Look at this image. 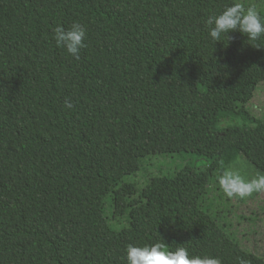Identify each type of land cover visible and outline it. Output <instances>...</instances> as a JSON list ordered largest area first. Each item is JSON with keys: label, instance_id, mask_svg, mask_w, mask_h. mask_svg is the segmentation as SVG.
Wrapping results in <instances>:
<instances>
[{"label": "trees", "instance_id": "trees-1", "mask_svg": "<svg viewBox=\"0 0 264 264\" xmlns=\"http://www.w3.org/2000/svg\"><path fill=\"white\" fill-rule=\"evenodd\" d=\"M234 2L264 18V0H0V264H127L128 244L157 241L264 264L204 205L237 156L264 172V116L246 106L264 38L214 42L205 23ZM74 22L79 59L53 39ZM183 152L209 164L126 180Z\"/></svg>", "mask_w": 264, "mask_h": 264}, {"label": "clouds", "instance_id": "clouds-1", "mask_svg": "<svg viewBox=\"0 0 264 264\" xmlns=\"http://www.w3.org/2000/svg\"><path fill=\"white\" fill-rule=\"evenodd\" d=\"M208 33L212 41L222 42L221 37L239 32L249 42L264 38V18L261 17L256 6H245L242 2H234L219 13L210 15L206 21ZM53 39L55 46L64 49L75 59H79L80 52L86 48V27L74 22L68 28L57 25L54 28ZM65 108L72 109L73 104L65 101ZM218 183L228 198H249L253 193L264 192V175H255L246 178L234 168L224 170L218 177ZM163 241H157L142 246L128 244L125 250L127 264H222L217 257L199 256L190 252L183 245H176L175 249L166 246ZM239 264H245L240 259Z\"/></svg>", "mask_w": 264, "mask_h": 264}, {"label": "rangeland", "instance_id": "rangeland-1", "mask_svg": "<svg viewBox=\"0 0 264 264\" xmlns=\"http://www.w3.org/2000/svg\"><path fill=\"white\" fill-rule=\"evenodd\" d=\"M252 114L257 117L264 116V82L257 84L253 98L246 105ZM241 123L240 121H236ZM227 121L223 119L219 126H226ZM191 162L195 166L205 167L209 164L207 158L198 157L194 153H166L162 155H151L143 162V168L136 176L131 175L126 180H135L139 187L146 184L148 178L159 173H169L180 169ZM234 168L246 178L255 175H264L253 163L243 156H237L226 169ZM217 180L209 186L204 205L213 214L218 222L223 225L229 233L240 243V245L256 254L264 257V192L253 193L249 198H228ZM110 224L120 227L125 224V217L111 219Z\"/></svg>", "mask_w": 264, "mask_h": 264}]
</instances>
